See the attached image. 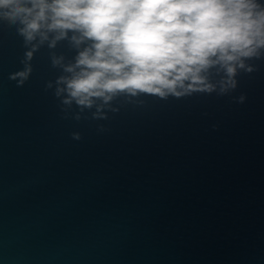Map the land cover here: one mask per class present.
<instances>
[{"label":"water","instance_id":"1","mask_svg":"<svg viewBox=\"0 0 264 264\" xmlns=\"http://www.w3.org/2000/svg\"><path fill=\"white\" fill-rule=\"evenodd\" d=\"M71 36L18 87L26 48L0 21V264H264V57L226 95L121 96L96 119L103 101L54 94Z\"/></svg>","mask_w":264,"mask_h":264},{"label":"clouds","instance_id":"2","mask_svg":"<svg viewBox=\"0 0 264 264\" xmlns=\"http://www.w3.org/2000/svg\"><path fill=\"white\" fill-rule=\"evenodd\" d=\"M0 21L23 37V68L9 74L18 87L29 80L40 47L49 41L55 48L72 33L74 62L52 54V66L63 71L54 94L81 111L103 101L96 119H106L99 109L121 96L226 95L237 88L241 71L254 70L246 61L264 57L260 0H0ZM213 68L221 75L216 83Z\"/></svg>","mask_w":264,"mask_h":264}]
</instances>
